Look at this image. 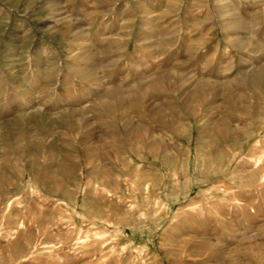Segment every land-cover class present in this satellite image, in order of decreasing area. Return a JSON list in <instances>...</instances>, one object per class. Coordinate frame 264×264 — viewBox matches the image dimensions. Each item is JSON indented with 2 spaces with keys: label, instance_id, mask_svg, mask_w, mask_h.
I'll return each mask as SVG.
<instances>
[{
  "label": "rangeland",
  "instance_id": "obj_1",
  "mask_svg": "<svg viewBox=\"0 0 264 264\" xmlns=\"http://www.w3.org/2000/svg\"><path fill=\"white\" fill-rule=\"evenodd\" d=\"M0 264H264V0H0Z\"/></svg>",
  "mask_w": 264,
  "mask_h": 264
},
{
  "label": "bare ground",
  "instance_id": "obj_2",
  "mask_svg": "<svg viewBox=\"0 0 264 264\" xmlns=\"http://www.w3.org/2000/svg\"><path fill=\"white\" fill-rule=\"evenodd\" d=\"M10 202L8 203V206H9Z\"/></svg>",
  "mask_w": 264,
  "mask_h": 264
}]
</instances>
